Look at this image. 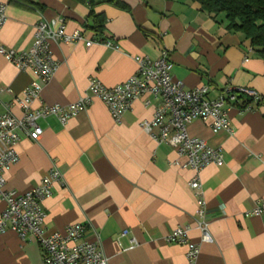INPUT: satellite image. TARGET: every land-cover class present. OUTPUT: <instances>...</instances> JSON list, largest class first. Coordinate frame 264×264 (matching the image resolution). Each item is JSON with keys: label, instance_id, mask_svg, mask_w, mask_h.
I'll return each instance as SVG.
<instances>
[{"label": "crops", "instance_id": "0c3cea01", "mask_svg": "<svg viewBox=\"0 0 264 264\" xmlns=\"http://www.w3.org/2000/svg\"><path fill=\"white\" fill-rule=\"evenodd\" d=\"M0 1L7 5L0 30L6 49L27 51L40 19H62L68 33L79 31L87 40L114 45L53 43L58 67L33 108L75 102L89 78L106 87L120 84L135 73V57L154 60L162 50L172 63V78L186 89L207 87L209 100L229 87L259 96L225 107L232 134L213 133L199 120L187 126L190 137L220 148L224 156L221 165L200 172L202 215L187 185L192 172L174 165V149L156 144L138 126L151 119L157 101L135 100L118 124L97 99L64 126L54 117L38 120L42 135L38 141L19 140V162L4 178L6 190L24 193L50 168L62 174L63 183L55 184L42 203L46 234L82 223L84 239L98 238L108 264H184L185 247L164 238L186 226L190 240L199 245L196 264H264V210L245 216L264 197V62L249 40L227 31L223 16L202 12L189 0H118L126 9L107 0H95L93 6L79 0ZM96 15L104 20L100 35L91 29ZM33 79L31 72L19 71L0 56V87L20 95ZM11 100V95L1 96L2 103ZM10 111L21 115L15 106ZM3 209L0 200V214ZM41 263L38 244L23 242L11 231L0 235V264Z\"/></svg>", "mask_w": 264, "mask_h": 264}, {"label": "built area", "instance_id": "2783aa9c", "mask_svg": "<svg viewBox=\"0 0 264 264\" xmlns=\"http://www.w3.org/2000/svg\"><path fill=\"white\" fill-rule=\"evenodd\" d=\"M6 2L0 1V30L6 24ZM84 41L86 47L102 43L114 47L111 42L85 39L79 31L68 33L62 19L48 22L40 19L34 26L33 42L27 51L6 49L0 44V56L22 72H31L34 79L20 95H14L10 88L0 87V200L4 209L0 214V235L14 232L23 242H35L42 251L41 264H108L98 238L88 242L84 239L86 226L82 223L68 224L63 232L45 233V212L42 203L52 194L55 184H62V174L56 167L50 168L37 186L24 193L5 189L4 174L19 162L16 146L22 137L38 141L42 129L37 121L54 117L62 126L84 112L97 99L107 108L114 123L118 124L132 103L143 97L157 101L150 120L141 121L138 126L156 144H166L174 149L177 160L173 163L181 169L192 172L187 185L192 191L199 214H204L200 172L208 166H219L224 162L220 148H211L205 142L190 137L187 126L199 120L213 133L232 134V126L225 107L239 104L243 97L258 101L259 96L243 88H226L216 99L206 98L205 86L186 89L183 84L171 76L172 63L168 53L160 51L152 60L147 56L135 57L137 69L124 82L112 87L104 86L95 78H89L85 92L73 103L32 104L39 100L42 88L55 74L58 64L53 56V43L75 44ZM12 96L11 102L2 103L1 96ZM150 105V100L144 102ZM17 107L21 115L16 117L10 111ZM249 109V108H248ZM178 160H182L181 162ZM264 210V197L245 216H259ZM206 231L203 223L199 224ZM133 241V240H132ZM164 241L168 244L185 247L184 264H196L199 245L189 238V228L177 226Z\"/></svg>", "mask_w": 264, "mask_h": 264}, {"label": "trees", "instance_id": "16d2710c", "mask_svg": "<svg viewBox=\"0 0 264 264\" xmlns=\"http://www.w3.org/2000/svg\"><path fill=\"white\" fill-rule=\"evenodd\" d=\"M89 6L95 0H79ZM198 4L202 12L212 16H223L229 32L241 33L250 46L264 62V0H189ZM106 3L120 9L126 6L118 0H107ZM92 32L100 35L104 30L102 16H94Z\"/></svg>", "mask_w": 264, "mask_h": 264}]
</instances>
